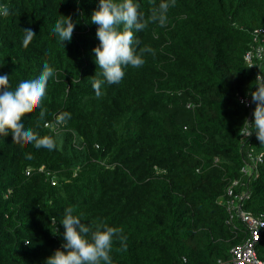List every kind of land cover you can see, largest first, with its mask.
<instances>
[{"label": "trees", "instance_id": "16d2710c", "mask_svg": "<svg viewBox=\"0 0 264 264\" xmlns=\"http://www.w3.org/2000/svg\"><path fill=\"white\" fill-rule=\"evenodd\" d=\"M1 2L10 12L0 16V74H9L11 86L45 61L54 68L45 114L33 106L22 115L56 147L0 133V264H44L61 246L59 221L69 206L94 226L121 229L126 239H114L113 264L230 260L247 236L242 222H229L232 181H249L245 208L264 218V160L242 172L250 145L261 153L264 144L240 134L255 104L250 110L238 99L256 88L258 69L245 54L252 32L264 27V0H175L164 26L150 19L159 0H140L146 28L135 34L138 51H152L100 95L90 22L99 0ZM62 15L75 21L63 45L50 31ZM28 22L35 31L24 43ZM257 250L264 259V230Z\"/></svg>", "mask_w": 264, "mask_h": 264}, {"label": "clouds", "instance_id": "9594fccd", "mask_svg": "<svg viewBox=\"0 0 264 264\" xmlns=\"http://www.w3.org/2000/svg\"><path fill=\"white\" fill-rule=\"evenodd\" d=\"M174 5L175 0H159L151 12V21L164 26L169 8ZM9 12L7 6L0 5V16H7ZM90 22L97 25L99 44L92 52L101 78L93 82V88L96 95H100L103 85L122 81L127 67H140L144 63L142 51L152 49L138 51L139 41L135 34L146 28L140 0H99L98 8L90 15ZM74 28L75 21L70 16L62 15L56 19L50 31L63 45L64 41H71ZM34 31L35 26L28 22L22 42L27 43ZM54 74V68L46 61L38 70L20 74L11 86L9 74H0V133L10 129L19 140L33 144L37 149L53 150L56 147L53 136H41L35 132L25 123L22 115L25 109L33 106L41 110V116L45 114L42 100L48 81ZM256 80L255 90L249 93L251 102L255 104L253 119L251 122L245 120L239 132L245 137L254 133L259 142L264 144V77L258 75ZM60 119L66 122L70 114L65 112ZM59 223L63 225V232L59 233L63 238L61 246L45 258L44 264H113L110 253L114 239L118 238L121 243L126 239L118 235L121 229L108 224L94 226L82 213L74 214L71 206L63 209Z\"/></svg>", "mask_w": 264, "mask_h": 264}, {"label": "built area", "instance_id": "2783aa9c", "mask_svg": "<svg viewBox=\"0 0 264 264\" xmlns=\"http://www.w3.org/2000/svg\"><path fill=\"white\" fill-rule=\"evenodd\" d=\"M1 1L0 5H4ZM252 35L251 47L245 54V60L249 66L258 69L257 76L263 77L261 67L264 65V27L255 29ZM238 99L246 108L251 110L250 97L240 95ZM248 158L250 161L242 168L245 175H250L256 171L258 165L264 160V151L256 153L250 145ZM240 186L244 188L239 189ZM226 195L225 204L229 213V222L232 224L236 221L242 222L246 227L247 236L231 249L230 260L227 262L220 261L218 264H264V259L260 258L257 250V244L261 240L264 230V218L255 216L252 211L245 208L246 201L251 197L249 181L244 182L240 179L232 181L227 188Z\"/></svg>", "mask_w": 264, "mask_h": 264}]
</instances>
